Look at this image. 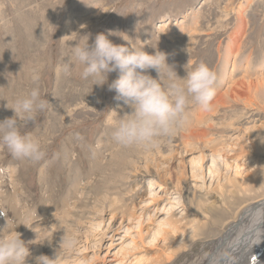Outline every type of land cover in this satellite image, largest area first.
I'll list each match as a JSON object with an SVG mask.
<instances>
[{
  "label": "rangeland",
  "instance_id": "rangeland-1",
  "mask_svg": "<svg viewBox=\"0 0 264 264\" xmlns=\"http://www.w3.org/2000/svg\"><path fill=\"white\" fill-rule=\"evenodd\" d=\"M100 33L130 51L166 53L167 63L174 66L180 78L201 63L217 73L211 110L204 111L197 105L190 108L191 115L206 112L204 117L215 126L192 125L206 133L207 138H201V142L215 139L234 148L227 161L242 166L247 188L224 179L225 171L220 172L222 177L210 176L208 167L212 162L208 156L204 174L197 166L192 170L191 161L199 156L200 149L195 144L189 150L182 135L184 128L158 150L147 152L161 151L170 159L160 167V179L153 182L156 201L145 209L133 210L143 212L144 235L166 215L180 220L181 229L167 230L150 243L149 238L142 240L136 235L135 220L123 219L120 225L121 216L110 221L107 211L99 229L91 228L90 223L81 227L82 246L77 249L78 243L71 250H62L60 262L116 264L123 257L116 253L120 247L117 242L126 240L134 245L125 258L126 264L136 257L143 258L141 264H209L218 239L230 225L225 227V223L238 220L246 207L264 197L259 196L264 192V82L261 85L257 80L264 77V0H0V120L13 117L15 100L34 87H39L42 98L50 103L37 114L35 124L22 130L41 142L46 151L43 160L32 163L15 159L0 145V211L6 213L0 215V227L8 221V227L16 226L17 232L27 220L38 228L56 224V230L45 240H23L29 251L40 248V254L49 257L53 239L62 240L55 214L66 199L71 198L68 206L77 201L73 185L80 194L84 184L93 179L77 206L80 210L87 205V215L94 218H98L95 211L101 206L99 197L117 188L125 191L123 187L131 185L137 189L128 196L129 201L123 199L127 206L138 203L142 191L149 195L154 179L147 175L141 184L140 175L134 173L132 164L129 170L127 164L129 159L140 163L146 152L122 148L111 139L112 126L132 111L114 99V90H108L118 73H110L103 85H95L93 78L83 79L82 68L75 63L71 75L57 73L69 60L70 46H83L86 40L91 46ZM245 73L250 75L251 85L248 81V85H236L234 80L239 83ZM148 74L157 77L154 70ZM35 75L38 81L33 80ZM231 84L235 99L229 95ZM218 98H223L221 103H216ZM77 134L82 139H77ZM120 162L127 168L126 182ZM177 195L183 206L177 203L178 198L171 200ZM69 224L78 229L74 221ZM193 227L199 229L193 232L198 236L187 238ZM60 262L54 260L52 264Z\"/></svg>",
  "mask_w": 264,
  "mask_h": 264
},
{
  "label": "clouds",
  "instance_id": "clouds-1",
  "mask_svg": "<svg viewBox=\"0 0 264 264\" xmlns=\"http://www.w3.org/2000/svg\"><path fill=\"white\" fill-rule=\"evenodd\" d=\"M70 48L69 60L57 69L58 75L61 72L64 76L71 75L73 63L81 66V77L93 78L95 85L105 84L110 73H118L108 84V90H114V99L132 109L111 128V139L122 148L143 152L158 150L190 123L191 106L211 110L218 77L203 63L180 78L174 66L167 63L166 53L149 54L134 48L130 51L124 45L114 44L104 33L97 34L91 46L86 40L83 46L78 43ZM149 70H154L157 77L149 75ZM33 80L38 81L39 76H33ZM49 105L39 87H34L15 100L11 107L13 117L0 120V145L15 159L38 163L45 158L41 142L22 130L35 124L37 114ZM77 139L82 137L77 134ZM0 215L6 216V213L0 211ZM15 228H9L8 221L0 227V264H26L30 256L27 244ZM75 244L71 236H63L61 245L71 248ZM53 261L45 255L36 258V264H52Z\"/></svg>",
  "mask_w": 264,
  "mask_h": 264
},
{
  "label": "bare ground",
  "instance_id": "bare-ground-1",
  "mask_svg": "<svg viewBox=\"0 0 264 264\" xmlns=\"http://www.w3.org/2000/svg\"><path fill=\"white\" fill-rule=\"evenodd\" d=\"M236 54H237V52H235V55ZM235 65H236V60L233 64V70L235 68ZM244 72H245V70H244ZM223 73H225V72H223ZM249 78H250V75L246 74L245 78L243 80H241L239 83H236L237 81L234 80V83L239 86L241 84L245 85L247 83L246 81H248V84L250 86L251 85L250 83L252 81ZM257 80H260L258 82L262 85V83L264 82V77H262V78L258 77ZM248 84H246V85H248ZM229 86H230V90H229L230 94L229 95L232 99H233V97L235 99V97H237L236 94L234 96L235 88L233 87L232 84ZM263 86H264V84H263ZM227 92L225 95H227ZM222 99L218 98V100H216V103H221ZM222 104H223V102H222ZM205 114H206V112L200 110L198 112L197 116L196 115H190V123L185 127L186 131L185 132L182 131V133H183L182 135H183V137H185V143L190 148L189 150H193L195 147L194 146L195 144L197 145L196 148L200 149L199 156L194 157L193 160L191 161L192 166H193L192 170H193L194 166L195 167L197 166L199 170L200 169L202 170V174H204V165L203 164H204L205 157L208 156L212 162L211 165L208 167L210 176H214L215 174H218L219 177H222V176H220V172L225 171L224 179L233 180L234 183L238 184L242 189L247 188V186H246L247 180L241 175V169L242 168H240V167H242V166L239 165L238 163H235V165H234L230 161H227L228 158L231 157L230 155L233 154V153L230 154V150H233L234 148H232L230 146V144L224 145L223 143H219V142L217 143L215 141V139H207V140H205V141L203 140V142H201V138H203V137H205V139L207 138L205 136L206 133H202V130H200V131L198 129L195 130L194 129L195 126L193 127L192 124L197 123V126L198 125L200 126L202 124H204V125L206 124V126L208 128H213V126H215V125L210 124V122H211V121H209L210 118L207 119L206 117H204ZM192 127H193V129H192ZM193 137H196L198 139L200 138V141L199 140L198 141H192L191 138H193ZM189 138H190V140H188ZM204 149H208L209 153L205 152ZM169 159H170V157L168 156V158H167V156L163 155V153L161 151H156L153 154H150L147 152L144 153L142 155V159H141L140 163L139 162L134 163L135 160L133 161L132 159H129L127 161L128 168L130 170L131 169L130 165L132 164V167L135 169L134 173L137 175H140L141 184L147 175H151V177L154 179L151 182V186L149 188V195H146V193H144L142 191V194L139 198V202L138 203L130 202L129 205L127 206V204H125L123 202V199H127V201H129L128 196H133V194L131 192H135V190H137V189H133V187H131V185H130V187L127 188V186L125 185L123 187L125 189V191H123L122 188H120V189L117 188V190H113L112 192H108L107 193L108 195L99 197L100 198L99 200H101V206H100L99 210L95 211V215L98 216V218H94V217L87 215V212H86V211H88V209H86L87 205H85V207L81 208L80 210L77 206L78 202L83 201L84 190L86 189L87 185L94 182V181H92L93 179L88 180L84 184L83 190L80 193L81 195L76 192L77 185H73L74 191L72 190V192H73L74 197L76 196L77 201L76 200L72 201L70 203V205L68 206V203H69L71 198L66 199V202L64 201L65 204H63L61 211L57 212L55 214V218L57 219V220H55V222L57 221L56 223H58L60 226V229L57 232L61 236V239L63 238L64 235H68V236H71L73 239H75L76 244H78L79 242H81V241H79V237L81 236L80 235L81 234V227L90 223L91 228H93L95 226L97 229H99L104 218H105L104 215L107 214V211L110 214V221H113L116 217L121 216L120 225L123 224V222H122L123 219L124 220L128 219V221L135 220L136 223L138 224L136 226V229H137L136 235L140 236L142 238V240H146L149 238L148 241L150 243L158 240V238L161 235H163V233L166 232L167 230L168 231H178L179 229H181V221L180 220H178L173 215L172 216L166 215V216L162 217L161 219H159L158 222H157V220H155L157 222V224L153 228L149 229L148 232L146 233V235H144V232H143L144 230L142 228L143 222H141V218H142L141 214L143 212L141 211V213H136L133 211L136 209L137 210L145 209L148 204L156 201L158 194L156 192H154V190L152 189L153 182L154 181L156 182L160 179L159 178L160 177L159 169L163 164H166L164 161L169 160ZM123 162L119 163L120 167H122ZM141 163H142V165H141ZM140 165H141V167H140ZM101 169L102 170L104 169V166H102V164H101ZM99 170H100V168H99ZM125 170H127V168H125L123 166L121 168V171L124 174L123 175V182H126L127 178H128V175H125ZM193 174H195V172ZM212 178L214 179V177H212ZM219 181H220V178L218 179V182ZM79 183H80V181H79ZM78 186H79V184H78ZM176 186H178V187L180 186V180L177 182ZM80 188H81V186H80ZM178 189L181 190V188H178ZM120 190H122V193L120 192ZM260 194L261 195H259V196H264V192H262ZM175 198H178L177 203L180 204V206H183V204L181 203L182 202L181 196L177 195L175 197H171V200H174ZM258 199H259L258 202L249 205L240 213V215L237 217L238 220L230 219L228 222L225 223V227L228 224H230V225H229L227 231L224 233V235L218 239L217 245H216L217 249L212 255H210L209 262H208L209 264H264V197L258 198ZM171 200H169V201H171ZM17 204H16V206H18ZM83 204H86V203L83 202ZM91 209H93V208H91ZM77 210H79L78 214H75L74 212ZM69 221H74L75 224L78 225L77 226L78 229H75L73 224H69ZM110 226L111 225H109L105 230L109 229ZM17 227H18V224H17ZM20 227H21V229L19 231L17 230V232L20 234V238L22 240H25V241H28V239L33 240V241L34 240H37V241L45 240V238L48 235H50L54 229L56 230V224L51 225V226H48V225L44 226L43 225L41 228H38L37 226L31 224V220L25 221V223H23V227H22V225ZM130 227L127 228V232H129V230H131ZM60 230H61V232H60ZM197 230H199V229L196 227H193L192 232H190L191 231L190 230L187 233L191 236H189L187 238H194L195 236H198V234H195V233L193 234V232H195ZM105 233L106 232H103V235H105ZM55 234H56V232H55ZM36 235H37V238H36ZM51 239H53V238H51ZM54 240L55 239H53V241L51 242V244L49 246L51 251H52V254L49 255V258L52 260L60 262V259H62L60 257L63 255L62 250H64V249H68V250L70 249L71 250L73 247L69 248V247L61 245L62 240L60 241L59 238H58L59 241H57V242H56V240L55 241ZM194 240L196 242L197 239L195 238ZM132 242L133 241H131V242L129 241V243H127L126 240L125 241L121 240L120 242H117V243H120V247L118 248L116 253L119 256H120V254L123 255V257L120 260L118 259V262L116 264H126L125 258H127V256L131 254V250L134 249V245H132ZM112 243L113 242L111 241L110 245ZM80 246H82V245L79 243V245L76 248L79 249ZM40 251H41L40 248L38 250H35V248L32 251L30 250L29 251L30 256L26 258V264H36V258L41 256ZM72 261H73L72 263H70L69 261H66L65 264H85L84 261H76V260H72ZM142 261H143L142 257H136L134 260H130L129 264H141ZM62 262H60V264Z\"/></svg>",
  "mask_w": 264,
  "mask_h": 264
}]
</instances>
